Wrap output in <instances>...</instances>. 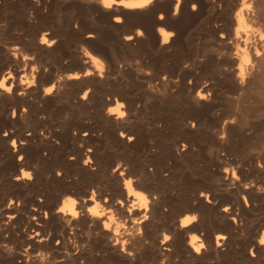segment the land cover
Listing matches in <instances>:
<instances>
[{
  "label": "bare ground",
  "instance_id": "obj_1",
  "mask_svg": "<svg viewBox=\"0 0 264 264\" xmlns=\"http://www.w3.org/2000/svg\"><path fill=\"white\" fill-rule=\"evenodd\" d=\"M175 3L176 0H154L146 9L114 6L106 10L96 0H40L39 5L35 0H0V16L10 18L6 24L0 25V71L11 66L18 75L17 69L22 63L31 65L33 62L41 64V67L46 65L49 69L47 73L41 69L37 74V86L29 89L25 96L16 95L18 87L13 89L11 96L0 93V133L9 132L6 137L0 135V220H7L5 214H15L12 221L2 226L0 241L14 244L16 249L12 255L0 249V264H23L19 253L27 244H31V252L42 248L50 250L54 258L62 257L69 233L54 212L60 196L72 193L79 199V196L88 194L89 187L100 185L98 191L101 195L107 194L111 199L123 198L118 174L109 175L117 159L128 164V175L143 173L137 188L149 195L155 192L159 196L156 202L153 201L149 213L153 219L143 225L144 236L150 243L131 259L108 242L107 233L100 229L99 222L91 229L98 234L85 237L83 233L88 230L89 219L81 203L77 205L81 217L74 224L78 225V243L87 244V248L71 259L65 258L61 264H80L81 261L84 264H158L161 258L158 233L161 229L173 234V239L168 242L172 251L165 253L169 256L167 264H209L210 261L212 264H264V249L255 240L259 230L264 228V193H258L254 187L245 190L240 182L225 191L228 182L223 180L220 172L223 167L231 170L234 164L239 163L241 181L253 179L257 184L264 185V168L256 166L258 158L264 162V128H235L239 124H230L233 118L239 122L243 109L246 110L242 104L244 101L249 99L250 102L251 99L252 103L264 104V65L257 64L256 68L244 66L243 87L234 76V66L239 63V58L234 55L236 44L241 48L247 47L252 60H257L252 41L255 38L259 47V35L251 30L259 29L264 33V0H217L219 6L213 0H181L177 14L173 15ZM192 4H196L195 10L191 8ZM161 13L163 19L158 18ZM117 15L122 17V23L113 21ZM241 19L250 29L247 46L244 44L245 32L241 30L239 36L235 32L241 28ZM192 23H197L205 33V44L201 47V41L195 44V36L188 31ZM159 26L175 33L167 45H160L163 37L157 33ZM136 28L143 30V38L134 37L132 41L122 39L123 35L133 33ZM44 30L49 31V41L53 38L57 41L52 48L38 42ZM220 32L232 42L221 40ZM87 33L94 36L86 38ZM78 43L107 61L109 70L105 78L101 80L93 75L66 81L65 88L58 94L41 98L39 85L50 83L55 72L83 71L85 65L81 63L76 47ZM11 44L20 45L21 52L34 55L36 60H13L10 50L4 47ZM135 60L140 61V66L150 68L152 74L138 75L128 64V61ZM117 61L122 62L124 67L118 68ZM185 61L191 64L190 68H183ZM165 73L169 77L166 95L148 91L146 82L160 81V76ZM173 79H178L179 83L173 84ZM189 79L191 85L188 84ZM204 80L209 81L205 91L211 90L212 98L210 101L194 102L192 95ZM159 86L163 87V82ZM85 87H90L92 91L87 100H81L79 94ZM112 96L125 101L129 113L125 121L116 122L105 115L104 107L111 102L106 98ZM22 105L28 109L23 120L19 114ZM13 107L17 110L15 118L10 116ZM55 108L65 109L69 115L59 128L49 121L47 115ZM248 112L249 116L251 111ZM91 115L98 117L100 128H96L90 120ZM41 116L44 118L41 119ZM190 119L196 122V128L187 126ZM223 119L229 121L226 142L219 141L213 132V129H219ZM212 122L215 128H209ZM169 124H175L177 128ZM254 124L249 123V126ZM168 125L171 128H163ZM74 129L75 136L72 135ZM41 130L47 139L41 137ZM84 131L88 132L87 137L80 135ZM120 131L135 139L129 143L118 135ZM12 138L17 139L16 152L8 143ZM20 140L26 143L20 145ZM80 141L83 148L77 146ZM181 142L188 147L177 154L175 148ZM87 147L93 149L90 155L95 171L81 164ZM209 147L214 149L211 156L208 154ZM18 154L23 155V162H18ZM69 155L75 156V159L69 160ZM33 164L37 165L35 169ZM21 166L33 170L34 179L31 182L12 179ZM57 168L62 170L59 177L55 175ZM201 190L210 193V198L217 203H206L198 196ZM99 192L97 199L100 198ZM241 193L247 197L248 207L241 200ZM37 196H42L43 202L37 201ZM9 197L13 201L19 199L20 207L13 203L8 208ZM226 203L232 205L227 214L220 211L221 205ZM33 207L37 208L36 212L32 211ZM165 208L167 211H164ZM237 209V219L242 220L241 224H233L228 218L237 215ZM41 210L48 211L46 220ZM193 211L198 215L199 222L179 230L176 217L184 212L192 214ZM32 215L37 216L39 224L30 221ZM33 229L41 235L50 232V239L44 243L29 240L28 232ZM201 230L208 250L196 255L186 245L185 233ZM214 232H223L228 237L222 249L213 246ZM241 232L244 234L241 235ZM57 239H60V245L55 244ZM135 243L139 247L143 241L138 239ZM252 246L255 258L248 254V248ZM68 250L73 251L71 245ZM176 257L179 259L175 260Z\"/></svg>",
  "mask_w": 264,
  "mask_h": 264
},
{
  "label": "clouds",
  "instance_id": "obj_2",
  "mask_svg": "<svg viewBox=\"0 0 264 264\" xmlns=\"http://www.w3.org/2000/svg\"><path fill=\"white\" fill-rule=\"evenodd\" d=\"M92 2V0H89ZM98 4H100L104 9H112L114 6L117 8L123 7L125 9H146L150 5L154 3V0H96ZM35 3L39 5L40 0H35ZM181 0H176L173 15H176L179 9V5ZM214 4H217V0H213ZM196 4H192L191 8L193 10L196 9ZM239 15V12L236 13ZM159 19H163V14H158ZM113 21L115 23H122V17L119 15L113 17ZM241 28H237L235 30L236 35L239 36L241 30L245 32L244 44L247 46L249 44V40L247 39V34L249 33L250 29L249 26L246 25L243 19L240 20ZM158 35H162L163 40L160 42L161 46L167 45L170 42V38L174 37V31L167 30L163 26L157 27ZM254 33L259 35L260 45L259 47L256 46L255 38L252 41V49L253 54L257 57V60L254 62L252 60V56L250 55L247 47L241 48L239 44L235 45V57L239 58V63L234 66V76L237 79L238 84L243 87L245 84V65H249L252 68H256L257 64L264 65V33H261L259 29L251 30ZM49 33L48 30H44L41 32V37L39 38V43L44 45L48 48H52L56 44V39L53 38L51 41L47 39V34ZM144 32L140 28H136L133 33L123 35L122 39L124 41H132L134 37H144ZM219 37L221 40H228L229 43L232 41L226 37V34L220 32ZM94 36L93 33H87L86 38H92ZM6 50H10V55L12 56L13 60H22L24 62L27 61H35L36 57L34 55H29L28 53L21 52V47L18 44H11V45H4ZM77 50L80 52L81 55V63L85 65L83 71L74 70V71H67V72H59L54 73V79L48 84H40L41 90V98L48 97L53 95L54 93L58 94L65 88V82L71 80H79L81 78H87L90 76L95 75L99 79L103 80L105 78V73L109 70L107 61L96 54H94L87 46L78 43ZM67 60L65 59L64 62ZM130 67H134L135 72L140 75L150 76L152 74V70L150 68H145L140 66V61H128ZM118 68H123L124 64L120 61H117ZM191 64L187 61L183 63V68H190ZM43 69L44 73L49 71L48 67L44 65L41 67V64L33 62L31 65L27 63H22L18 69V75L12 71L11 66H8L3 71H0V93L7 94L11 96L13 94V89L18 87L16 91L17 96H25L28 93L29 89H34L37 86V74ZM227 70V69H226ZM259 71V69H257ZM115 77H113L114 79ZM160 82H163V87H160ZM169 77L168 75L162 74L160 76V81L153 82L147 81L146 88L148 91L157 93L160 96H165L168 89ZM173 84H178V79L172 80ZM191 79L188 80V84L191 85ZM59 85V86H57ZM209 81L204 80L200 87L197 88L195 93L192 95V99L194 102L199 101H210L212 98L211 90L205 91L208 88ZM92 89L90 87H85L81 93L79 94L81 100H87L89 97L90 92ZM175 91V89H173ZM111 102L108 103L104 107V113L107 117H111L116 122L125 121L129 115L127 111V106L125 101L121 100L117 96L108 97ZM139 105H137L138 107ZM28 109L25 106H21L20 108V118L23 120ZM134 114V113H133ZM218 114V112H217ZM17 115V110L13 107L10 111V116L15 118ZM68 117V113H65V118ZM44 117L41 116V119ZM223 123H220V127L218 130L213 129L214 134L216 135L217 139L221 142L227 141V131L226 127L229 125V121L226 119L221 120ZM230 124H237L236 119L233 118ZM247 124L240 125L242 128L245 127ZM159 126V125H157ZM187 126L191 128H196V122L194 120H188ZM219 133V135H218ZM8 130L0 133V135L8 136ZM27 135H31V133H27ZM41 137L47 139V135L44 133L43 130L40 132ZM72 135H76V130L74 129ZM82 137H87L88 132L84 131L80 133ZM118 135L122 139H126L129 143L132 142L135 137L132 135H127L124 131H120ZM10 142V143H9ZM9 145L11 146L13 152L17 151V139L12 138L8 141ZM26 143L25 140H20L19 144L24 145ZM56 143L58 144L59 141L57 140ZM77 146L83 148V142H77ZM187 144L181 142V144L175 148L177 154L181 153L187 148ZM92 147H87L84 149L83 152V159L81 160V164L83 166L89 167L92 171L96 170V166L93 162V158L90 155L92 153ZM214 151L213 147L208 148V154L211 156L212 152ZM251 152V151H250ZM221 156L224 155L223 152L220 153ZM258 156V155H257ZM69 160H74L75 156L69 155ZM18 162H23L24 157L22 154L17 155ZM235 167H223L222 171L220 172L223 174V180L227 181V185L225 187V191L230 190L235 186L237 182H240L241 187L245 190L250 188H255L258 193H264V185L257 184L253 179H248L246 182L241 181L240 175H238V169L240 167L239 163L234 164ZM256 166L258 168H264V162H262L259 158L256 160ZM37 167L36 164H33L32 168L35 169ZM128 164H126L123 160L117 159L114 162V165L111 167L109 171V175H117L121 182L122 190L124 193L123 198L116 197L111 199L109 195L104 194L101 195L98 191L100 189V185H95L93 187H89L87 189L86 196H79V199L76 195L72 193H64L60 196L59 202L54 209L55 214L58 216L59 220L63 223V225L68 229V237L65 239V244L63 247L64 255L59 259L52 257V253L50 250H45L42 248H37L34 252H31L30 249L32 248L31 244H27L23 246L22 251H20V255L23 257V264H61V262L67 258L71 259V257L81 250L87 248V244L78 243L76 238V232L78 230V225L74 224V221H78L81 217V211L77 210V205L83 204L84 209L83 211L86 212V215L89 219L88 230L83 233V235L87 238H91L93 235H97L98 233H94L91 229L94 227L96 222H99L100 229L103 232L107 233L108 242L114 247L117 248L121 254L127 256L128 258L134 259L135 255L143 249L144 245L150 243L144 236V229L143 225L145 222L153 219L152 216L149 215L151 212L153 201H157L159 196L157 193L153 192L149 195V193L143 191L140 188H137L136 185L140 182L141 176L140 175H128ZM151 171V168H149ZM229 172L230 177L229 178ZM55 175L57 177L62 175V170L57 168L55 169ZM166 175V174H165ZM12 179L14 181H27L31 182L34 179L33 170L25 168L21 166L18 170L17 175H13ZM99 192V199H97V193ZM199 197H202L203 200L210 204L215 205L217 201L212 200L210 198V193L206 194L205 191L201 190L198 193ZM240 198L243 201L245 207L249 206V201L247 197L241 193ZM37 201L43 202L42 196L36 197ZM91 201V203H89ZM13 203L16 204V207H20V200L17 199L13 201L12 197L8 198L7 207L11 208ZM195 203V201L193 202ZM106 206V207H105ZM232 205L230 204H223L220 207V211L222 213H229ZM33 212L37 211L36 207L32 208ZM42 217L46 220L48 218V211L41 210ZM167 211V208L164 209ZM239 211L237 209V215H230L228 218L232 221L233 224H241L242 220H238L237 216ZM7 216V220H0V230H2V226L7 225L10 221L15 218V214H5ZM30 221H36L37 224L40 222L37 220V216L32 215ZM178 221V223H177ZM158 223V221H156ZM198 215L195 211L192 214L188 212H184L182 215L176 217V227L179 230H184L188 228L193 223H198ZM27 227V225H25ZM199 233V234H197ZM244 233L241 232V235ZM5 237L7 233L4 234ZM51 233H47L46 235H41V233L33 229L32 231L28 232L27 238L29 240L35 239L37 243H44L50 239ZM186 236V245L191 249V251L196 255H201L202 252L208 250V244L204 240V232L201 230L200 232L196 231H187L185 233ZM159 237V252H160V260L158 264H167L169 260V256L166 255V252H171L172 248L169 246L168 242L173 239V234L168 232L165 229H161L158 233ZM227 235L223 232H214L213 233V246L216 249H222L224 242L227 240ZM142 240L143 243L137 247L135 243L137 240ZM256 244L261 246L264 249V228L259 230L258 235L255 237ZM60 239L55 241L56 245H60ZM71 245L73 251L68 250V246ZM0 249H2L8 255H12L16 249L14 244H10L7 242L0 241ZM248 254L250 257L255 258L256 252L254 251V246L248 248ZM178 260L179 258H174ZM80 264H84L83 261ZM209 264H212L210 261Z\"/></svg>",
  "mask_w": 264,
  "mask_h": 264
},
{
  "label": "rangeland",
  "instance_id": "obj_3",
  "mask_svg": "<svg viewBox=\"0 0 264 264\" xmlns=\"http://www.w3.org/2000/svg\"><path fill=\"white\" fill-rule=\"evenodd\" d=\"M4 17V18H3ZM8 21H10V18H9V16H6V18H5V16H0V25H3L4 23L6 24V22H8ZM2 22V23H1ZM196 27H195V26ZM194 27V28H193ZM192 29V30H191ZM260 29H263V27L262 28H260ZM188 31H190L191 33H192V36L195 38V41H194V43L195 44H197V43H199V41H201V44L199 43V46L201 45V46H203V44H205V39H206V36H205V33H204V31L201 29V27H200V29H199V26H198V24L196 23H192V24H190V26H189V28H188ZM203 31V32H202ZM264 31V30H263ZM202 40H204V42L202 41ZM200 46V47H201ZM248 101H249V99H248ZM248 101H244L242 104H243V108H245L246 110H247V108L248 109H252V108H254L253 110H247V114H249V112L248 111H251L250 112V115L251 116H253V117H251L250 115L248 116L247 114H246V110H244L243 109V111L245 112H243V114H241L240 115V119H239V122H237V124H241V125H244V123L245 124H247L248 122L250 123V124H254V122L256 121H258V120H261V122L260 121H258V123H256L255 122V124H254V126H252V125H250L249 126V123L247 124L248 126H245V127H243V128H264L263 126H264V112H263V110H264V104L263 103H258V102H255V103H252L251 102V99H250V102H248ZM252 103V104H251ZM256 103H258V104H260V105H258V104H256ZM245 104V105H244ZM254 104H256V105H254ZM261 104H262V106H261ZM255 106V107H252V106ZM244 106H246V107H244ZM249 106H251V107H249ZM259 106H260V108H259ZM258 109V110H257ZM260 109V110H259ZM65 109H61V108H58V109H54V110H50V113H51V115H50V113L48 114L47 113V115H48V117H49V121H51V123L54 125V126H56L57 128H59L60 127V125H64L63 123H65L66 121H67V119H68V117L67 118H65V113H67V111H64ZM255 110H257V111H255ZM261 110H262V112H261ZM254 111V112H253ZM260 111V112H259ZM256 112V113H255ZM258 112V113H257ZM56 113V114H55ZM260 113H262V115L260 114ZM253 114H255V115H253ZM243 115V117H241ZM63 116V117H62ZM69 116V115H68ZM258 117L257 119L258 120H256L255 118L256 117ZM251 117V118H250ZM261 119H260V118ZM244 118V119H243ZM247 118V120H245ZM248 118H249V120H248ZM56 119V120H55ZM98 119V117L97 116H95V115H91V118H90V120L91 121H93L94 123V125H96L95 127L96 128H100V123H99V121L97 120ZM252 119H254L253 121H252ZM96 120V121H95ZM240 120H241V122H240ZM243 121H245V122H243ZM246 121H248V122H246ZM213 122L209 125V128H215L214 126H213ZM263 124V125H262ZM59 125V126H58ZM170 125V124H169ZM168 125V126H169ZM174 125V126H173ZM171 127H173V128H175V124H173ZM239 125H235V128H242L241 126H239ZM256 125V126H255ZM262 126V127H258V126ZM163 127V128H171V127ZM213 126V127H212ZM176 128H177V126H176Z\"/></svg>",
  "mask_w": 264,
  "mask_h": 264
}]
</instances>
